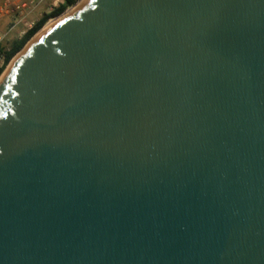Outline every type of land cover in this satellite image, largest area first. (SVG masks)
<instances>
[{
	"label": "water",
	"instance_id": "95a60500",
	"mask_svg": "<svg viewBox=\"0 0 264 264\" xmlns=\"http://www.w3.org/2000/svg\"><path fill=\"white\" fill-rule=\"evenodd\" d=\"M57 20L0 85V264H264V0Z\"/></svg>",
	"mask_w": 264,
	"mask_h": 264
},
{
	"label": "trees",
	"instance_id": "16d2710c",
	"mask_svg": "<svg viewBox=\"0 0 264 264\" xmlns=\"http://www.w3.org/2000/svg\"><path fill=\"white\" fill-rule=\"evenodd\" d=\"M63 3L54 9L51 13L45 14L41 19L34 23L22 37L15 39L7 45L0 46V53L4 55V66L0 70V76L6 67L14 60V58L26 47V45L45 27V25L53 19H56L68 11L73 10L80 0H62ZM80 5V4H79ZM73 7V8H72ZM67 11V12H68ZM66 12V13H67Z\"/></svg>",
	"mask_w": 264,
	"mask_h": 264
},
{
	"label": "rangeland",
	"instance_id": "374dc122",
	"mask_svg": "<svg viewBox=\"0 0 264 264\" xmlns=\"http://www.w3.org/2000/svg\"><path fill=\"white\" fill-rule=\"evenodd\" d=\"M18 2V0H12L11 3H14V2ZM81 1V0H80ZM79 1V2H80ZM78 2V3H79ZM77 3V4H78ZM62 4V0H45L44 2H42L41 4L37 5V7H35L34 9H31L28 11V17L24 19L23 23L17 28V30L11 34H9L8 36H6V38L3 40V44L4 45H7L8 43H10L11 41L15 40V39H19L20 37L23 36V33H25L28 29H29V26L30 25H33L34 23H36L39 19H41L45 14H49L51 13L54 9H56L59 5ZM76 4V5H77ZM75 7V6H74ZM73 8V7H72ZM71 9V8H69ZM68 9V10H69ZM67 10V11H68ZM66 11V12H67ZM66 12L63 14L65 15ZM63 15H61L60 17H62ZM60 17L56 18L55 20L59 19ZM6 18V16H5ZM4 19V17H3ZM54 19L53 20H50L47 24H49L50 22L52 21H55ZM3 21V20H2ZM10 21H7V24H6V27L5 29H3L2 31H0V37L3 35V33H5V31L8 30V28L10 27ZM46 24V25H47ZM45 25V26H46ZM43 30V29H42ZM41 30V31H42ZM19 55V54H18ZM17 55V56H18ZM16 56V57H17ZM15 59V58H14ZM14 61V60H13ZM12 63V61H11ZM11 63L9 64V66L11 65ZM8 66V67H9ZM7 67V68H8ZM6 71V70H5Z\"/></svg>",
	"mask_w": 264,
	"mask_h": 264
},
{
	"label": "built area",
	"instance_id": "2783aa9c",
	"mask_svg": "<svg viewBox=\"0 0 264 264\" xmlns=\"http://www.w3.org/2000/svg\"><path fill=\"white\" fill-rule=\"evenodd\" d=\"M45 0H18V2L16 3H9L7 5V8H3L0 10V20L2 19L3 15H7V14H14L15 15V22L13 23V26L11 27V31L16 30V28H18L24 21L25 16L23 15L24 10H31L34 9L35 7H37V5L41 4L42 2H44ZM63 3V1H62ZM34 25V24H33ZM33 25L29 26V29H31L33 27ZM28 29V30H29ZM27 30V31H28ZM26 31V32H27ZM25 32V33H26ZM23 33V35L25 34ZM6 36H8L7 34L5 36H1L0 37V46L3 44V40L6 38ZM4 55L0 53V70L2 69V67L4 66ZM9 66V65H8ZM7 66V67H8ZM6 67V69H7ZM5 69V70H6ZM4 70V72H5ZM3 72V73H4ZM3 73L1 74V76L3 75ZM0 76V78H1Z\"/></svg>",
	"mask_w": 264,
	"mask_h": 264
},
{
	"label": "crops",
	"instance_id": "0c3cea01",
	"mask_svg": "<svg viewBox=\"0 0 264 264\" xmlns=\"http://www.w3.org/2000/svg\"><path fill=\"white\" fill-rule=\"evenodd\" d=\"M11 1H12V0H0V10L3 9V8L6 9V8H7V5H8L9 3H11ZM16 2H17V1H16ZM16 2H14V3H16ZM28 11H29V9H28V10H24L23 15L25 16V18L28 17ZM5 16H6V18H5ZM3 17H4V19H3ZM3 17H2V19L0 20V31H2L3 29H5L6 24H7V21H10L11 25L9 24L10 27L8 28L7 31H5V33H3L2 36H5L6 34L9 35V34L15 32V31L17 30V28H16V30L11 31V27L13 26V23H14L15 20H16L15 15H14V14H7V15H3ZM25 18H24V19H25ZM2 20H3V21H2Z\"/></svg>",
	"mask_w": 264,
	"mask_h": 264
},
{
	"label": "bare ground",
	"instance_id": "6f19581e",
	"mask_svg": "<svg viewBox=\"0 0 264 264\" xmlns=\"http://www.w3.org/2000/svg\"><path fill=\"white\" fill-rule=\"evenodd\" d=\"M85 0H81L74 8L73 10L68 11L65 15H63V18L70 16L73 12L76 11L77 8H79ZM80 4V5H79ZM61 18V17H60ZM55 20V19H54ZM58 20L52 21L49 24H47L42 31H40L30 42L29 46L36 41L45 31H47L50 27H52L55 23H57ZM20 57V54L15 57L14 61H12L11 65L6 69V71L3 73V75L0 78V85L3 82L4 78L6 77V75L9 73V71L11 70V68L13 67V65L15 64V62L17 61V59Z\"/></svg>",
	"mask_w": 264,
	"mask_h": 264
}]
</instances>
